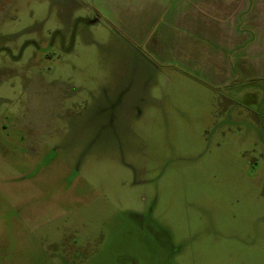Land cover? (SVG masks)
<instances>
[{
	"label": "rangeland",
	"instance_id": "374dc122",
	"mask_svg": "<svg viewBox=\"0 0 264 264\" xmlns=\"http://www.w3.org/2000/svg\"><path fill=\"white\" fill-rule=\"evenodd\" d=\"M125 3L0 0V264H264V76Z\"/></svg>",
	"mask_w": 264,
	"mask_h": 264
},
{
	"label": "crops",
	"instance_id": "0c3cea01",
	"mask_svg": "<svg viewBox=\"0 0 264 264\" xmlns=\"http://www.w3.org/2000/svg\"><path fill=\"white\" fill-rule=\"evenodd\" d=\"M125 2L120 5L114 4L118 14L123 15L131 10V7L134 8L132 10H137L143 4L153 7L150 22L141 25L139 30H132L134 34L131 33V36L135 46L144 38V51L157 61L166 58L171 60L179 56V48L177 52L176 48L173 49L170 45L169 52L163 51V45H168L163 41L168 42V39L176 41L188 33L198 36L207 51H213L207 53L219 57V66L213 75L217 86L222 87L240 78L264 76V0H125ZM117 25L123 27L120 22ZM247 93L249 92L246 90L243 94Z\"/></svg>",
	"mask_w": 264,
	"mask_h": 264
}]
</instances>
